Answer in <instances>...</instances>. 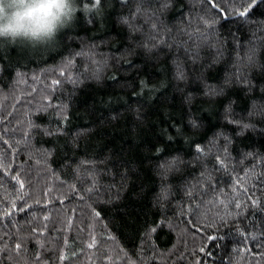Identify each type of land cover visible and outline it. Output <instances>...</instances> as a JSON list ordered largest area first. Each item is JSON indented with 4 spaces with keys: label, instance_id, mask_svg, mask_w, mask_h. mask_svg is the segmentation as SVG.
<instances>
[{
    "label": "trees",
    "instance_id": "obj_1",
    "mask_svg": "<svg viewBox=\"0 0 264 264\" xmlns=\"http://www.w3.org/2000/svg\"><path fill=\"white\" fill-rule=\"evenodd\" d=\"M44 3L0 31V264H264V0Z\"/></svg>",
    "mask_w": 264,
    "mask_h": 264
},
{
    "label": "rangeland",
    "instance_id": "obj_2",
    "mask_svg": "<svg viewBox=\"0 0 264 264\" xmlns=\"http://www.w3.org/2000/svg\"><path fill=\"white\" fill-rule=\"evenodd\" d=\"M26 2L27 0H0V31L25 30L24 36L28 38L35 27L44 26V21H48L54 11L51 4L38 5L37 8H33L36 11H33L30 5L26 6Z\"/></svg>",
    "mask_w": 264,
    "mask_h": 264
}]
</instances>
